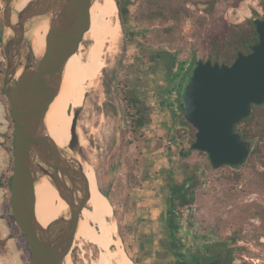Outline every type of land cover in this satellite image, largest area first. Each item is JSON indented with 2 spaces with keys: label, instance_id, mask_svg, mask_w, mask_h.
<instances>
[{
  "label": "rangeland",
  "instance_id": "1",
  "mask_svg": "<svg viewBox=\"0 0 264 264\" xmlns=\"http://www.w3.org/2000/svg\"><path fill=\"white\" fill-rule=\"evenodd\" d=\"M98 1L103 2V0ZM123 1L127 3L129 9V15L125 21L126 31L136 33L134 39L140 41L146 48L152 50L164 48L175 52L178 64L175 76L191 61L208 58L205 36L213 31L217 20L226 19L240 23L251 17H264V0H242L239 4L236 3L237 0ZM4 6L5 3L0 0L2 15ZM255 11H258L259 15ZM118 19L121 24L119 8ZM124 37L121 25L117 42L109 43L110 46L108 44L105 48L102 69L112 68L115 65ZM92 42L93 39L86 32L78 51L85 53ZM128 48V56L134 55L129 62H138L137 43L130 41ZM0 60L7 64L3 38L0 39ZM125 63V66H130V70L134 69L127 60ZM102 69L90 82V86L88 85L78 120V131L87 164L95 168L96 174L99 173L101 176L102 184L110 188L114 220L119 229L116 231V238L120 240L119 245L125 248L132 259V264H152L155 260L154 256L160 257L159 243L154 242V238H159L162 234L158 221L155 222V226L151 222L141 225L137 218L145 212L137 211L130 205L132 201L131 167L137 164L135 162L137 158L145 163V157L149 161L157 160L158 164H161L160 169L153 168L152 173L156 178L155 181L163 173L165 186L157 194L162 197L160 203L164 208L167 206L170 186L176 180L181 184L189 176H195L198 182L196 204L199 207L200 216L206 224L212 226L217 236L232 239L231 245L236 249L235 264H264L263 141L258 138L251 139L255 143V148L261 143V151L251 153L242 167L224 166L218 169L212 166L208 154L203 151L194 150L188 157L181 159L182 144L188 147L187 135L175 134V137H171L165 134L163 140L160 133L147 130L144 141H134L130 145L126 139L127 136L122 132L125 124L120 111L116 114L108 103L110 100L103 87ZM143 70V83L147 92L154 91V87L160 80L170 78L160 67L156 69L143 65ZM0 93L5 100L3 93L1 91ZM12 129L14 130V124L10 121L9 131L2 134V144L5 148L12 144ZM155 150L159 152L155 154ZM8 152L9 163L3 173L9 171L11 163L14 162L13 152ZM147 170L145 166H142L135 172L140 171L141 174L138 173L143 175ZM155 170L161 174L158 175ZM143 180L139 176L136 184L142 183ZM8 183L6 182L5 187H0V193H3L5 197L2 214H6V217H2L3 223H0V240L6 239L5 245L0 248V264H31L30 250L28 253L22 231L18 224L11 225L8 221V216L12 212L11 189L9 190ZM149 233H152L150 237L147 235ZM119 245H112V249L116 251ZM102 251L99 245L77 235L72 252L73 263L98 264Z\"/></svg>",
  "mask_w": 264,
  "mask_h": 264
},
{
  "label": "water",
  "instance_id": "2",
  "mask_svg": "<svg viewBox=\"0 0 264 264\" xmlns=\"http://www.w3.org/2000/svg\"><path fill=\"white\" fill-rule=\"evenodd\" d=\"M94 1L30 0L16 10V0H6L3 9L7 59L3 90L14 123L10 201L27 238L31 264H74L72 252L81 214L91 198L78 131L82 105L73 108L70 151L49 133L47 114L60 92L66 64L85 37ZM43 17L49 20L48 44L37 56L27 31L34 20ZM253 22L259 39L249 52H239L231 64L196 60L182 90L183 114L196 128L191 147L206 152L214 168L242 165L252 153V141L236 126L251 115L254 105L264 103V17L255 16ZM42 177L50 178L68 204L67 213L47 226L34 213L36 183ZM236 261L226 247L207 264Z\"/></svg>",
  "mask_w": 264,
  "mask_h": 264
},
{
  "label": "trees",
  "instance_id": "3",
  "mask_svg": "<svg viewBox=\"0 0 264 264\" xmlns=\"http://www.w3.org/2000/svg\"><path fill=\"white\" fill-rule=\"evenodd\" d=\"M242 0H237L239 4ZM6 3V0H3ZM119 8L121 25L123 33L125 35L123 39V45L121 52L117 55L116 63L112 68L104 67L102 69L103 75V87L109 98L111 109L116 113L121 114L122 121L125 124V128L122 127V132L127 136V141L131 145L135 142L144 141L148 130V124L151 121L152 105L149 101L150 95L144 88V70L143 65H148L149 68L160 67L168 77H172L170 86L175 82V72L178 67L177 54L168 49H156L144 47L140 41H136L134 38L136 33H129L126 31V18L129 15V9L127 3L123 0H116ZM264 8V3H263ZM259 15L258 11H255ZM4 25L2 20V9L0 8V39L3 36ZM259 39V34L256 29V25L253 22V18H248L244 22L234 23L226 19H220L215 22L214 29L211 33H207L205 36V42L208 45V58L212 61H218L220 63L231 64L237 57L239 52H249L251 46L256 43ZM135 41L138 45L139 59L138 62L131 63L134 55L128 56L129 42ZM125 60L130 65H133L134 69L130 70V66H125ZM6 63L0 60V91L5 96V104L8 111L10 121L13 123L10 104L5 92L3 90V77L5 73ZM253 111L250 116L244 118V120L237 124L236 130L239 131L242 136L248 140L256 139L262 140V146L264 147V103L261 105H254ZM174 117L176 118V124L174 128V135L186 136L188 138V147L182 144L180 149V157L184 159L194 151L191 147L192 143L196 139V128L186 122V118L182 112L177 109ZM126 133V134H125ZM12 144L6 146L8 151L13 152L14 148V130L12 129ZM253 142V141H252ZM253 142L252 153L261 151V143L255 148ZM144 154V153H142ZM264 154V152H263ZM137 164L131 167V183L132 186L136 185L137 178H144V174L140 175V171L135 172L136 169H140L145 163L139 158L135 161ZM144 163V164H143ZM13 165L11 163L10 170L4 172L0 176V187H5L6 182L8 183L9 190L11 189V180L13 176ZM98 184L103 192L111 200L110 188H106L101 182V176L97 173ZM194 176H192L193 178ZM173 180V177L171 178ZM143 180V181H144ZM142 181V182H143ZM174 181V180H173ZM142 184V183H141ZM183 189L182 185L173 183L171 191L181 192ZM184 195V194H183ZM132 204V202H131ZM134 205V202H133ZM6 217V214H1L0 218ZM8 221L11 225H17V220L12 212L8 216ZM27 246L29 253V244L26 236L21 232ZM6 239L0 240V248L5 245Z\"/></svg>",
  "mask_w": 264,
  "mask_h": 264
},
{
  "label": "bare ground",
  "instance_id": "4",
  "mask_svg": "<svg viewBox=\"0 0 264 264\" xmlns=\"http://www.w3.org/2000/svg\"><path fill=\"white\" fill-rule=\"evenodd\" d=\"M29 1L16 0V10L22 9ZM48 26L47 18H38L31 23L27 31L37 56L42 55L48 44ZM120 29L116 1L103 0L100 2L95 0L87 25V32L93 42L85 53L76 50L69 58L60 92L50 105L47 114L49 133L56 143L65 150L70 151L68 143L71 137L73 108L83 104L88 85L104 66L105 48L109 43L117 42ZM69 104L70 108H68ZM85 172L91 198L82 211L77 235L102 248L98 264H132V259L125 248L119 245L120 240L116 238L118 226L114 220L113 205L99 187L95 168L89 164L85 166ZM67 211L68 204L61 197L50 178H40L36 183L34 203V213L39 222L47 226L54 219L66 214ZM114 244L119 245L116 251L112 249Z\"/></svg>",
  "mask_w": 264,
  "mask_h": 264
},
{
  "label": "flooded vegetation",
  "instance_id": "5",
  "mask_svg": "<svg viewBox=\"0 0 264 264\" xmlns=\"http://www.w3.org/2000/svg\"><path fill=\"white\" fill-rule=\"evenodd\" d=\"M195 61H191L189 65L183 67L181 72L176 74L175 82L172 83L168 91L167 101L174 115L177 109L183 113L182 90ZM174 119L176 123V118L174 117ZM244 164L225 166L239 168ZM192 176L186 178L181 184L177 180L175 181L182 185L181 192L173 193L172 185L170 186L167 206L162 208V214L159 216L161 218L158 220L162 234L159 235V238H154V242L158 241L159 243L160 257L154 256L155 260L152 264H207L213 261L226 247L233 252L234 257L236 256V249L231 245L232 239L217 236L212 226L206 224L200 216L199 207L196 204L198 182L195 176L193 178ZM146 238L148 237L146 236ZM146 238L144 237V239Z\"/></svg>",
  "mask_w": 264,
  "mask_h": 264
},
{
  "label": "crops",
  "instance_id": "6",
  "mask_svg": "<svg viewBox=\"0 0 264 264\" xmlns=\"http://www.w3.org/2000/svg\"><path fill=\"white\" fill-rule=\"evenodd\" d=\"M171 80V77L167 78L166 80H160L154 87V91L148 93V95H150L149 101L152 105L151 121L148 124V132L156 131L160 133L159 135L160 137L163 136V140L165 139V134L167 136L175 137L173 133L176 124L174 113L167 101L168 88L170 86ZM9 128L10 119L8 116V111L6 108L5 100L0 93V175L7 169L9 163V152L2 144V134L9 131ZM157 152H159V150L154 151L155 154H157ZM144 160L146 162L143 166L148 169L147 172L144 173L145 180L142 182V184H136L131 187L130 195L132 197V204L130 205L137 211L139 210L142 213L145 212V214H141L137 218L141 225H147L151 222L152 225L155 226V222L158 221L160 214H162L163 208V205L160 203L162 197H160L157 192H159L165 186V182L163 179V173L162 175H160V177L157 178L158 180L156 181V178L152 173V169H160L161 164H158L157 160L156 162H153L154 160L149 161V159H147L146 157L144 158ZM177 171L178 169L176 170V173ZM155 173H157L158 175L161 174V172L157 170H155ZM4 203V194L0 193V214L3 213ZM126 204L128 208V201ZM3 221L4 218H0V223H3ZM147 235L148 237H150L152 233H149Z\"/></svg>",
  "mask_w": 264,
  "mask_h": 264
}]
</instances>
